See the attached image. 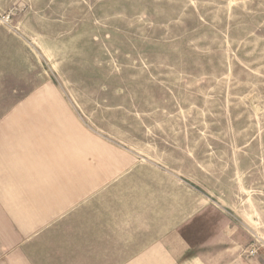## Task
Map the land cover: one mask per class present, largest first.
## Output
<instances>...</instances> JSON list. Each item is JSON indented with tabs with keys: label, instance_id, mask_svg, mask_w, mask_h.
Here are the masks:
<instances>
[{
	"label": "rangeland",
	"instance_id": "obj_1",
	"mask_svg": "<svg viewBox=\"0 0 264 264\" xmlns=\"http://www.w3.org/2000/svg\"><path fill=\"white\" fill-rule=\"evenodd\" d=\"M18 104L92 158L165 154L264 264V0H0V120Z\"/></svg>",
	"mask_w": 264,
	"mask_h": 264
},
{
	"label": "crops",
	"instance_id": "obj_2",
	"mask_svg": "<svg viewBox=\"0 0 264 264\" xmlns=\"http://www.w3.org/2000/svg\"><path fill=\"white\" fill-rule=\"evenodd\" d=\"M36 111L18 104L0 120V264H249L165 154L125 168L101 147L92 158Z\"/></svg>",
	"mask_w": 264,
	"mask_h": 264
},
{
	"label": "built area",
	"instance_id": "obj_3",
	"mask_svg": "<svg viewBox=\"0 0 264 264\" xmlns=\"http://www.w3.org/2000/svg\"><path fill=\"white\" fill-rule=\"evenodd\" d=\"M253 253V252H252Z\"/></svg>",
	"mask_w": 264,
	"mask_h": 264
}]
</instances>
